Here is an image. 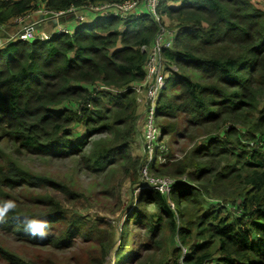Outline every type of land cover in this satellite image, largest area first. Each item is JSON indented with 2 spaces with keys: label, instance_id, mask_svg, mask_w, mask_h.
I'll return each mask as SVG.
<instances>
[{
  "label": "trees",
  "instance_id": "16d2710c",
  "mask_svg": "<svg viewBox=\"0 0 264 264\" xmlns=\"http://www.w3.org/2000/svg\"><path fill=\"white\" fill-rule=\"evenodd\" d=\"M125 1L0 0V29L40 10L59 13ZM157 15L160 22L149 13L127 19L95 14L97 19L79 22L74 32L0 48V155L9 147L19 156L66 159L88 153V141L99 135L110 138L90 154L96 173L128 155L139 120L136 90L146 80L149 51L166 21L175 38L163 51L164 60L180 73L166 68L171 75L159 98L158 118L184 114L190 116L189 128H211L208 141L192 152L189 165L195 171L189 176L195 183L208 179L201 187L207 196L230 185L234 193L228 199L240 211L232 216L223 208L196 209L192 218L188 207L199 203L194 186H172L177 210L170 195L144 190L141 202L156 210L145 216L149 231L168 229L177 252L174 264L182 259L184 264H264V150L243 146L244 139L255 145L264 137V11L252 0H162ZM172 89L180 93L170 99ZM161 129L170 135L169 128ZM31 183L56 185L11 162L0 170L3 194ZM61 212L55 207L31 217L53 225L63 219ZM17 215L24 216L15 210L0 227L29 242L55 241L24 231ZM194 239L200 244L186 255L176 247ZM5 257L28 264L10 253Z\"/></svg>",
  "mask_w": 264,
  "mask_h": 264
},
{
  "label": "rangeland",
  "instance_id": "374dc122",
  "mask_svg": "<svg viewBox=\"0 0 264 264\" xmlns=\"http://www.w3.org/2000/svg\"><path fill=\"white\" fill-rule=\"evenodd\" d=\"M254 5L264 11V0H252ZM31 21L36 20L35 13L30 14ZM96 16L89 15L88 21ZM70 30L74 32L79 25L74 19L67 18ZM165 69L180 73L178 69L163 62ZM166 69V70H167ZM168 73L170 76L171 72ZM170 74V75H169ZM195 78V74L189 71ZM166 86V85H165ZM136 96L139 102V120L136 125L137 135L134 136L131 150L123 159L114 160L106 171L96 173L92 169L90 154L102 141L110 135L94 136L89 142L88 153L66 159L40 158L28 154L19 156L14 149L6 147L0 155V170L6 169L11 162L13 166L25 171L51 179L56 185L41 186L31 183L0 190L1 202L14 200L16 210L22 215H47L49 210L59 207L63 219L51 225L48 238H55L53 243L44 245L41 242H29L28 239L16 234L8 226L0 227V264H14L7 259L6 253L25 261L28 264H174L176 261L174 245L168 229L163 232L149 231L145 216H150L155 205L141 202L144 190H153L142 179L141 172L147 161L143 152V114L142 103L146 100L149 86L139 88ZM180 89H172L167 96L173 99ZM264 104L262 105V107ZM142 108V114L141 109ZM174 119L161 118L160 128L167 127L170 135L163 136L162 146L153 166H149V174L156 178H168L174 185L189 184L194 186L198 204L190 205L188 212L195 217L196 209L204 212L223 208L224 215H239L237 204H232L230 196L234 193L228 185L221 191H211L208 196L201 190L202 183L191 181L189 174L195 171L190 160L197 146L204 145L211 136V128L193 129L187 125L190 116L173 115ZM187 130V131H185ZM252 142V143H251ZM244 139L243 146L258 147L264 150V137L258 142ZM259 144V145H258ZM254 145V146H253ZM241 152L238 150V153ZM264 152V151H262ZM7 165V166H6ZM225 164H223L224 166ZM91 168V169H90ZM185 170V171H183ZM146 191V192H147ZM228 200V201H227ZM175 205L177 203L171 200ZM239 202V201H238ZM178 218V216H177ZM152 221V220H150ZM177 223L181 225L179 219ZM200 241L194 239L190 245L177 243L182 254H188ZM127 255V256H126ZM180 264H184L183 259ZM214 264V263H212Z\"/></svg>",
  "mask_w": 264,
  "mask_h": 264
},
{
  "label": "built area",
  "instance_id": "2783aa9c",
  "mask_svg": "<svg viewBox=\"0 0 264 264\" xmlns=\"http://www.w3.org/2000/svg\"><path fill=\"white\" fill-rule=\"evenodd\" d=\"M162 0H126L121 3H104L100 5H88L83 9L71 8L66 12H47L45 10L37 11L40 18L48 13H53L57 20L64 18L82 19L80 11H86L93 14H114L123 19H127L133 14H139L140 8L147 6L149 13L153 14L158 22L160 16L157 15L158 8ZM36 15V12H35ZM40 18L31 21V16L26 15L17 20L21 28L17 33L11 36L7 41L0 43V48L4 47L7 43L16 41H32L37 38L41 40H49L54 34L71 33V30L66 26L59 24L51 29V31H39L43 22ZM175 33L168 29L166 26L161 27V30L155 40L154 45L149 51V56L146 65L147 77L142 86H149L147 90L146 100L142 103L143 114L141 108V122L143 125V152L147 166L141 172V177L144 182L153 190L159 192L163 196H169L172 191V182L168 178H156L149 174L148 164L154 162L160 151L164 152L162 146V130L159 126V118L157 115L158 102L161 91L165 87L168 73L164 67L163 51L170 49L173 46ZM140 86V87H142ZM140 92L139 88L136 90ZM140 101H138L139 103ZM171 208L174 210L175 205L170 203Z\"/></svg>",
  "mask_w": 264,
  "mask_h": 264
},
{
  "label": "clouds",
  "instance_id": "9594fccd",
  "mask_svg": "<svg viewBox=\"0 0 264 264\" xmlns=\"http://www.w3.org/2000/svg\"><path fill=\"white\" fill-rule=\"evenodd\" d=\"M164 26L170 29L168 25H164ZM165 88L166 86L163 88L161 93L165 90ZM158 105H159V102H158ZM153 164L154 162L151 164V166ZM16 208H17V203L14 200L9 199V200H5L2 203H0V224L7 223L9 214L15 212ZM14 219L22 223L24 227V231L28 232L33 237L45 239L49 235V230L51 228V225L46 219H37V218L31 217L28 215H24L23 217L17 215V216H14Z\"/></svg>",
  "mask_w": 264,
  "mask_h": 264
},
{
  "label": "crops",
  "instance_id": "0c3cea01",
  "mask_svg": "<svg viewBox=\"0 0 264 264\" xmlns=\"http://www.w3.org/2000/svg\"><path fill=\"white\" fill-rule=\"evenodd\" d=\"M80 12L82 14V19H74V20H76L77 22H90V21H88V15L90 13L86 12L85 10L80 11ZM139 12L140 13H149L148 7L143 6L142 8H140ZM35 16H36V20H38V18H40V16L37 14V12H36ZM93 16H95V14H93ZM67 23H68V21L62 25H66L69 28ZM165 23H166V25L169 26V24H167L166 21H165ZM53 26L55 27L54 23L51 21L43 22L39 31H51ZM20 28H21V25L17 22V20L14 21L13 24H10L6 27L4 26L3 28H1L0 29V43L7 41L11 36L15 35L17 33V31L20 30Z\"/></svg>",
  "mask_w": 264,
  "mask_h": 264
},
{
  "label": "water",
  "instance_id": "95a60500",
  "mask_svg": "<svg viewBox=\"0 0 264 264\" xmlns=\"http://www.w3.org/2000/svg\"><path fill=\"white\" fill-rule=\"evenodd\" d=\"M69 19H70V18H69ZM41 20H42V21H51V22L54 23V25H55V27H56V26L59 25V23H60V24H64V23H66L68 19H67V18H64V19H61V20H57V19L55 18V15H54L53 13H48V14L43 15V16L41 17Z\"/></svg>",
  "mask_w": 264,
  "mask_h": 264
}]
</instances>
